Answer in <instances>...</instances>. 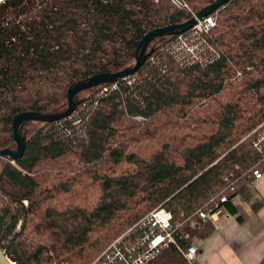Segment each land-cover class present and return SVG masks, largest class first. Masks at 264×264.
<instances>
[{"label":"trees","instance_id":"obj_1","mask_svg":"<svg viewBox=\"0 0 264 264\" xmlns=\"http://www.w3.org/2000/svg\"><path fill=\"white\" fill-rule=\"evenodd\" d=\"M183 1L196 15L216 0ZM210 16L197 42L192 29L158 37L134 75L79 91L69 118L24 124L41 126L21 158L0 160V247L14 264H91L156 208L188 233L186 248L213 232L197 212L222 195L233 214L235 197L262 207L249 134L264 122V0ZM191 18L170 0L0 2V153L16 148L18 115L63 112L71 87L131 68L149 32ZM183 263L171 245L149 264Z\"/></svg>","mask_w":264,"mask_h":264},{"label":"built area","instance_id":"obj_2","mask_svg":"<svg viewBox=\"0 0 264 264\" xmlns=\"http://www.w3.org/2000/svg\"><path fill=\"white\" fill-rule=\"evenodd\" d=\"M170 2L174 8L187 10L195 18V14L191 12L183 0H170ZM214 26L215 19L213 16H209L197 22L192 32L198 34L197 31H199L200 34L206 35ZM190 53H193L192 50ZM249 136L252 148L264 159V122L254 129ZM252 177L254 181L259 180L262 173L254 170ZM227 202L228 197L222 195L219 202L214 203L208 210H200L197 215L201 219L219 214L225 215L223 204ZM226 217L228 219L231 215L227 214ZM138 224L141 229L136 235L131 237V229L128 230L111 242L91 264H149L163 249L171 245H175L181 252L184 258L183 264H198V247L195 243L189 244L186 248L179 246L178 238L187 239L188 233L178 230L177 225L173 223V215L170 212L157 208L145 215Z\"/></svg>","mask_w":264,"mask_h":264},{"label":"crops","instance_id":"obj_3","mask_svg":"<svg viewBox=\"0 0 264 264\" xmlns=\"http://www.w3.org/2000/svg\"><path fill=\"white\" fill-rule=\"evenodd\" d=\"M252 183L253 190L264 200V173ZM231 205L235 214L225 208V215L209 217L213 232L194 241L198 247V264H264V203L258 211H253L235 197ZM227 214L231 215L228 219Z\"/></svg>","mask_w":264,"mask_h":264},{"label":"water","instance_id":"obj_4","mask_svg":"<svg viewBox=\"0 0 264 264\" xmlns=\"http://www.w3.org/2000/svg\"><path fill=\"white\" fill-rule=\"evenodd\" d=\"M232 0H216L213 4L208 6L207 8L200 11L196 18L190 19L188 22L178 25V26H170L164 29H158L149 32L141 41L138 51L135 54V63L134 65L126 69L116 75H109V76H99L96 78L89 79L85 82L76 84L75 86L71 87L67 92V106L63 112L56 113L53 115H39L33 113H26L18 115L13 123V138L15 144V150H5L0 153V160L2 159H9L13 162L21 158L24 148H25V137L21 136L20 129L21 126L27 122H39V123H52L55 121H60L69 118L76 110V107L79 104L77 100L76 94L79 91L86 90L88 88L99 86V85H111L118 80L130 77L134 75L146 62V60L151 56L152 50L146 52L147 47L150 43L158 38L164 37L166 35H173V34H182L189 31L193 26L196 25L197 21H201L206 17L210 16L214 12H217L219 9L223 8L224 5L229 3ZM2 2V1H1ZM143 53V55H142ZM0 264H14L4 253L2 248L0 247Z\"/></svg>","mask_w":264,"mask_h":264},{"label":"rangeland","instance_id":"obj_5","mask_svg":"<svg viewBox=\"0 0 264 264\" xmlns=\"http://www.w3.org/2000/svg\"><path fill=\"white\" fill-rule=\"evenodd\" d=\"M214 19H215V17H214ZM192 28H194V27H192ZM192 28H191V29H192ZM197 32H198V34L195 33V32L193 31V32L191 33V35L188 36L189 39L194 40V41L197 42V39H198L197 36H198V35H201L199 31H197ZM188 37H187V38H188ZM179 42H180V43L183 42V43L187 46V47H186L185 45H183V47L186 49V52H187V53H189L190 55H193V56L196 57V54H194V48H192V47H190V46L187 45V43H186V39H185V38H181V41H179ZM193 47H198V48H199V44L193 45ZM150 49H153V47H150ZM191 50H192L193 53H190ZM189 51H190V52H189ZM142 55H143V53H142ZM236 78H240V77H237V75H236ZM236 78H235V79H236ZM37 125H39V124H26V125L22 126V127H21V130H20V134H21V136H24V137H26L27 139H29V137L32 136V134L34 133V131H35L39 126H41V125H39V126H37ZM134 149H135V151L138 152V147H134ZM13 150H15V148H14ZM6 160H7V159H2V162H3V161H6ZM69 162L72 163L73 165L71 166V168L66 169V172L70 173V172L76 171L78 167L75 165V163H74L73 161H69ZM60 163H62V162H60ZM63 163H64V162H63ZM61 165H62V164H60V167H61ZM27 230H28V229H27Z\"/></svg>","mask_w":264,"mask_h":264},{"label":"bare ground","instance_id":"obj_6","mask_svg":"<svg viewBox=\"0 0 264 264\" xmlns=\"http://www.w3.org/2000/svg\"><path fill=\"white\" fill-rule=\"evenodd\" d=\"M1 1H3V0H0V2H1ZM214 13H215V12H214ZM193 14H194V13H193ZM197 14H198V13H197ZM197 14H196V15H197ZM196 15H195V18H196ZM211 15H212V14H211ZM191 16H192V14H191ZM208 17H209V16H208ZM208 17H206V18H208ZM213 17H214V16H213ZM193 18H194V17H192L191 19H193ZM206 18H205V19H206ZM203 20H204V19H203ZM201 21H202V20H201ZM197 22H199V21H197ZM196 24H197V23H196ZM193 27H194V26H193ZM192 29H193V28H192ZM156 209H157V208H156ZM154 210H155V209H154ZM152 211H153V210H152Z\"/></svg>","mask_w":264,"mask_h":264}]
</instances>
